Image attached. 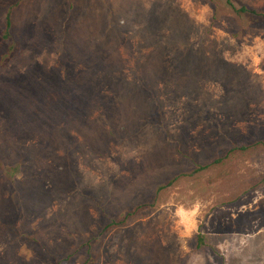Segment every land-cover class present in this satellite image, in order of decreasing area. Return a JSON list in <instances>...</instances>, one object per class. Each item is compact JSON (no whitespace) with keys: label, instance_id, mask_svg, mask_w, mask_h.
<instances>
[{"label":"rangeland","instance_id":"rangeland-1","mask_svg":"<svg viewBox=\"0 0 264 264\" xmlns=\"http://www.w3.org/2000/svg\"><path fill=\"white\" fill-rule=\"evenodd\" d=\"M0 264H264V20L0 0Z\"/></svg>","mask_w":264,"mask_h":264},{"label":"trees","instance_id":"trees-1","mask_svg":"<svg viewBox=\"0 0 264 264\" xmlns=\"http://www.w3.org/2000/svg\"><path fill=\"white\" fill-rule=\"evenodd\" d=\"M225 2L228 6L231 7L232 11L238 16L246 15V16H251V17L260 18V19L264 20V11H260V10L255 9V8H250V7H247L246 5H239V6L235 5L233 0H225ZM10 15H11V8L7 11V14L5 17V32H6V34H4L5 37H7L8 31H9L10 26H11ZM245 149H246V147H244V146H242V147H237V146L231 147L230 149L227 150L226 154L222 158L215 159L212 163H208L206 165H204V164L197 165V167L193 170V172H191V174L207 170L212 165H218V164L224 162L225 160H229L231 155H233L237 151L242 152ZM178 178H179V176H175V177H172L171 179H169L166 183L160 184L157 187V191H161V190L166 189L167 187L173 185ZM127 216H129V214H127ZM125 218L126 217H123L122 220H120L118 222H111L108 225V227H110L112 225L123 223L125 221ZM207 248H211L209 241H208V235H206L205 233H202V232L196 233L194 236L193 250H195L196 252H199V253H205Z\"/></svg>","mask_w":264,"mask_h":264}]
</instances>
